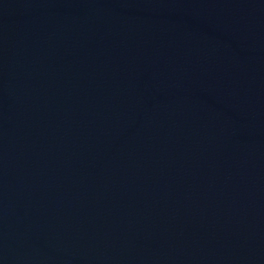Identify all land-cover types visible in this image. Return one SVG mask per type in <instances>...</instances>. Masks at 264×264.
<instances>
[{
    "label": "water",
    "instance_id": "1",
    "mask_svg": "<svg viewBox=\"0 0 264 264\" xmlns=\"http://www.w3.org/2000/svg\"><path fill=\"white\" fill-rule=\"evenodd\" d=\"M0 264H264V0H0Z\"/></svg>",
    "mask_w": 264,
    "mask_h": 264
}]
</instances>
